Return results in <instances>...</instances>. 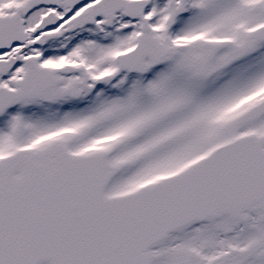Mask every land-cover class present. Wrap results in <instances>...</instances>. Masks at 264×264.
<instances>
[{
  "label": "snow or ice",
  "instance_id": "snow-or-ice-1",
  "mask_svg": "<svg viewBox=\"0 0 264 264\" xmlns=\"http://www.w3.org/2000/svg\"><path fill=\"white\" fill-rule=\"evenodd\" d=\"M0 264H264V0H0Z\"/></svg>",
  "mask_w": 264,
  "mask_h": 264
}]
</instances>
